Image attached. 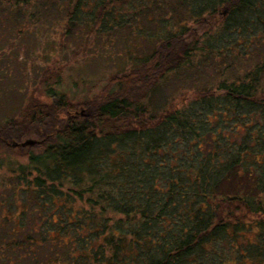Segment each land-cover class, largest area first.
<instances>
[{
    "label": "trees",
    "instance_id": "obj_1",
    "mask_svg": "<svg viewBox=\"0 0 264 264\" xmlns=\"http://www.w3.org/2000/svg\"><path fill=\"white\" fill-rule=\"evenodd\" d=\"M19 3L68 31L86 15L157 31L88 117L53 92L0 125L2 147L37 139L2 159L19 210L0 199V264H264V0H0ZM186 72L196 89L159 100Z\"/></svg>",
    "mask_w": 264,
    "mask_h": 264
},
{
    "label": "rangeland",
    "instance_id": "obj_2",
    "mask_svg": "<svg viewBox=\"0 0 264 264\" xmlns=\"http://www.w3.org/2000/svg\"><path fill=\"white\" fill-rule=\"evenodd\" d=\"M36 11L31 4L19 3L6 9L2 4L0 6V125L10 118L17 119L20 111L31 103L49 102V94L53 92L65 95L75 113L88 117L91 110L85 101L98 93L111 75L129 69L144 57L155 42L153 36L157 30L154 22H130L135 27L139 26L140 30L112 22L110 30L107 26L101 28L100 24L89 31L92 22L91 17L86 15L68 31L66 20H61L64 17L61 12L58 15L54 11L43 19L40 15L36 16ZM30 12L35 17L29 19ZM207 67L204 68L206 70L199 69V75L190 78H197L195 80L201 83L208 82L213 66ZM186 73L178 74L163 84L157 94L159 100L165 95L172 94L177 98L179 94L195 90L199 83L189 82L190 73ZM27 139L37 141L29 135L7 144ZM12 148L15 150L0 146V199L6 201V214L10 213L9 209H19L7 204L12 190L2 181L12 178L2 159L12 154L16 156L13 157L14 164L25 163L27 159V151ZM16 196L22 199L21 191ZM20 262L26 264L24 259L17 263Z\"/></svg>",
    "mask_w": 264,
    "mask_h": 264
},
{
    "label": "water",
    "instance_id": "obj_3",
    "mask_svg": "<svg viewBox=\"0 0 264 264\" xmlns=\"http://www.w3.org/2000/svg\"><path fill=\"white\" fill-rule=\"evenodd\" d=\"M36 140L33 139H27L25 141L22 142H12L11 146L12 147H18V146H33L34 144H36Z\"/></svg>",
    "mask_w": 264,
    "mask_h": 264
}]
</instances>
